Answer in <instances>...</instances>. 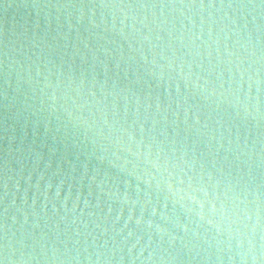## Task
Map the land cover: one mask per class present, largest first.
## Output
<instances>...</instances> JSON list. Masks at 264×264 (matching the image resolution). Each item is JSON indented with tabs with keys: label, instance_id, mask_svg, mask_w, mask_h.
Here are the masks:
<instances>
[{
	"label": "water",
	"instance_id": "1",
	"mask_svg": "<svg viewBox=\"0 0 264 264\" xmlns=\"http://www.w3.org/2000/svg\"><path fill=\"white\" fill-rule=\"evenodd\" d=\"M0 264H264V0H0Z\"/></svg>",
	"mask_w": 264,
	"mask_h": 264
}]
</instances>
